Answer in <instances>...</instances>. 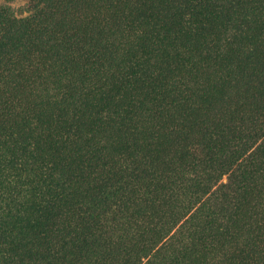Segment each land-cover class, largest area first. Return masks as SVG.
<instances>
[{
	"label": "trees",
	"instance_id": "obj_1",
	"mask_svg": "<svg viewBox=\"0 0 264 264\" xmlns=\"http://www.w3.org/2000/svg\"><path fill=\"white\" fill-rule=\"evenodd\" d=\"M0 0V264H264V0Z\"/></svg>",
	"mask_w": 264,
	"mask_h": 264
},
{
	"label": "rangeland",
	"instance_id": "obj_2",
	"mask_svg": "<svg viewBox=\"0 0 264 264\" xmlns=\"http://www.w3.org/2000/svg\"><path fill=\"white\" fill-rule=\"evenodd\" d=\"M29 0H13L12 6L18 16L28 15Z\"/></svg>",
	"mask_w": 264,
	"mask_h": 264
}]
</instances>
